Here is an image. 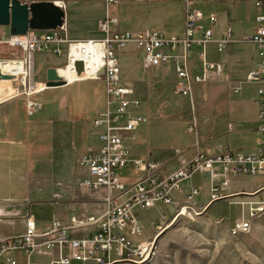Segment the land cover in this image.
<instances>
[{
  "label": "built area",
  "instance_id": "2783aa9c",
  "mask_svg": "<svg viewBox=\"0 0 264 264\" xmlns=\"http://www.w3.org/2000/svg\"><path fill=\"white\" fill-rule=\"evenodd\" d=\"M75 0L53 1L65 11L67 4ZM104 3L105 14L97 22L100 38L73 39L68 35L66 22L53 30H29L22 36L4 38L0 44L22 53L21 60L26 73L17 76L24 86L16 94L41 92L45 83L34 82L32 60L36 53L51 51L61 54V46L66 47V64L79 75L78 80H101L104 84V105L91 120V128L98 131L99 146L83 155L79 164L87 169V175L79 182V187L104 189L103 202L106 209L97 218L70 220L64 224L53 220L46 229H38L33 218L24 217L25 230L22 234L0 240V264L4 259L8 264H16L14 254L22 252L27 264H138L148 260L152 254L153 237L142 240L143 232L135 208H151L155 204H175L171 193L181 190L180 183L191 179L194 172H207L215 182L212 184L211 199L222 196L230 175L261 174L264 179V0L256 2L259 12L255 17V27L244 38L255 48L257 57L254 67L244 78L231 83L225 63L210 58V47L218 54H225L234 42L231 28H227L221 38L213 37L216 13H206L198 7L201 0H178L183 5V27L181 33L166 34L158 28L129 30L120 27L118 12L115 10L124 2L136 0H100ZM164 2L167 0H146ZM215 0H205L213 2ZM133 47L141 52V64L146 71L171 65L174 73L172 93L175 96L191 97L196 85L222 80L229 84L231 93H240L244 86L253 87L256 93L257 131L261 137L254 151L232 153L222 150L208 155L197 152L184 166L166 177L157 175L158 165L136 157L128 145V140L138 137L142 125H148V116L141 111L142 101L134 95V89L121 82L119 52ZM194 48V49H192ZM81 62L78 72L75 63ZM94 65V69L88 65ZM103 69V74L98 72ZM29 75L28 89L25 87ZM63 79V78H62ZM64 80V79H63ZM66 84H68L66 82ZM41 85V86H40ZM41 108L39 102L27 100L28 115ZM195 122L187 131L193 132ZM139 169L142 175L132 183H125L120 170ZM264 189V182L261 186ZM197 188L192 186L187 197L188 205L179 206L175 215L183 207L192 209ZM247 213L236 219L230 232L237 235L247 231L251 222L264 213V201H248ZM215 222H223L222 219ZM82 226H91L87 233L77 236ZM163 228L157 226L156 234ZM34 257H44L45 261H35Z\"/></svg>",
  "mask_w": 264,
  "mask_h": 264
},
{
  "label": "crops",
  "instance_id": "0c3cea01",
  "mask_svg": "<svg viewBox=\"0 0 264 264\" xmlns=\"http://www.w3.org/2000/svg\"><path fill=\"white\" fill-rule=\"evenodd\" d=\"M26 1L31 2L38 0ZM47 1L53 2L56 0ZM171 1L179 2L178 0H167L164 2L151 3L164 4ZM145 2L147 1L136 0L132 2H124L115 8V10L120 16L121 6L123 7L129 4H141ZM215 2H217V0L213 2H205V0H201L200 3L209 4ZM256 2L257 1H255V7L257 8L258 13L259 8L256 6ZM200 3L198 4V7H200ZM243 3L244 2L241 0L230 2L228 4L229 9L227 10V18L225 20L222 19L219 22L218 15L216 14L217 20L213 26V37L215 39L221 38L225 30L229 27L232 30V38L234 42L230 44L229 50L225 54L216 53L213 46L210 47L209 52L211 59L219 60L225 63L226 72L230 77L231 83L242 80L246 72L254 67L257 61L254 46L250 42L244 40V38H246V36L252 32L253 28L248 30L247 33L244 32L242 27L239 25L241 22V15L238 13H240L241 4ZM231 10H233L234 15L230 14ZM133 13L134 12L130 14L133 15ZM230 23L235 26L231 27ZM182 27L183 16L180 31L170 33H181ZM151 28H158V26ZM151 28L139 27L135 30ZM165 33L170 34L169 32ZM0 35L4 38L10 37L8 28L0 27ZM243 44H249V55L246 54L245 48L242 47ZM128 48L135 49L131 46ZM121 52L122 51L119 52L121 75L122 72H124V74L121 76V82L122 84L130 86L134 89V95L142 101V107L145 109V111H143L141 107V111H143L148 116V118L150 111H152L154 114H158L159 111L167 112L168 107L163 105V102L159 101V99L163 98L166 89L165 87L161 86L159 88L155 87V81H166L169 88V96H175L172 93L174 86V73L172 66L166 65L162 68H153L152 70L146 71L142 68L140 56V62L135 65V68L125 72L124 65L126 64L127 57L125 54L122 55ZM65 64L62 66L46 64L43 69L45 71L48 67H54L57 69L65 66ZM20 65L21 64L17 61H3V64L0 66V74L18 70L20 69ZM140 67L143 69L144 78H141V76L137 77L140 75L138 74V69H140ZM33 73L34 64L32 60V74ZM166 73H169L168 77L164 76ZM2 79H5L11 86L9 90L0 94V240L22 234L25 230L24 217L26 215H29L31 218H33L37 228L41 230L46 229L53 220H59L64 224H69L70 220L72 219L84 221L89 217L97 218L101 216L106 209V204L103 202L105 190L87 189L79 187L78 185L79 182L87 175V169L79 164L80 158L83 155L97 149L99 146L98 131L91 128V120L89 121L88 125L83 119L72 123L70 122V126H64L65 130L70 131V133L66 134L61 133V127L58 125L60 130H58V128L57 131H59L60 134L57 135L56 128H53V126H48L42 129L40 125L31 122L27 123L25 122L24 117L32 116L33 114L28 115L26 113V101L33 100L35 102H39L36 99L37 96L52 87H47L41 92L28 96L25 94H16L19 88L15 79V81L13 79L9 80L5 76H2L0 81ZM78 81L65 84V86L72 85ZM34 82L45 83V73L44 81ZM222 84L225 85V93L217 94V90L220 88V85L222 86ZM195 95H198V98L201 99H203L205 95L211 96V101L209 104L206 106L202 105L204 108L203 112H205L201 113L202 118H196L195 116L193 102V100L197 98ZM176 97L181 98L180 109H176L174 114H185L184 101H187V99L191 105L193 119L186 126L185 132L187 134H195V140L193 142H191L187 147L181 146L180 149L175 148L173 156H166V158L162 161L158 159V157L153 156V153H155L158 148H152L151 146H148V142V145H146L144 148L143 146H139L135 142L128 140V145L131 149V152L136 157L146 159L158 165V176L166 177L171 172L184 166L196 155L197 152L214 155L218 154L222 150H228L232 153L244 154L252 152L256 148L257 142L261 135L257 131L258 107L256 104L257 96L253 87L246 86L242 88L240 93H231L228 83L222 80H211L209 83L196 85L193 89L191 97ZM143 100H145V106H143ZM103 102L104 93L102 96V103L94 112L92 119L99 111L102 110V105H104ZM39 103L41 104V102ZM181 118H183V120H189L187 115L186 117ZM199 119L201 120L200 125L204 126L201 127L202 132L205 134L202 139H199ZM194 122V131L188 132V126ZM56 139L58 140L56 141ZM67 161L74 163V166L77 170L73 187L66 183V178L62 174L64 169L67 167ZM122 170L126 172L124 177L121 176L125 183H132L142 175V171L139 169L125 168ZM196 174H206L208 177L207 183H195L194 176ZM230 176L228 177V185L221 192V197H224L221 199L228 200L229 203L232 204L246 206L244 212L245 215L247 213V205H242L241 203H246L248 201H264L253 198L260 191H264V189L261 188L263 183L255 189H237L235 186V181H230ZM260 176L263 178L261 174ZM182 182L185 183V187L183 188L181 186V190L173 191L171 193L175 204L170 205L176 206V209L179 206L188 205L187 197L190 194L192 186L196 187L198 191L193 198L194 205L192 206L191 210L200 211L201 214L205 215L206 212L211 209L215 201L218 200V198L211 199L212 184L215 182V179H212L209 173H200L196 171L192 174L191 179H184L181 181V183ZM43 183L49 187L44 186ZM60 187H67L70 190H58ZM239 195H248L253 197H246L245 199L239 200L235 199ZM47 198L50 199L47 200ZM63 198H65L67 201L68 209H65L66 206L62 201ZM196 198L197 201H195ZM40 204H50L54 206V211L50 221L41 222V220H39L40 222H38L34 213H32V208ZM170 205L166 206L168 207ZM157 206L158 204H155L151 208H135V211L139 218L145 215L148 221L153 224V220L148 217V211L157 208ZM158 213L159 216H162V221L164 223H157L155 225L154 232L152 235L148 236L147 239L153 238L155 236L157 237L159 234H156L155 232L157 226L162 228L166 222H170V218H172L175 214L174 213L170 218H166L164 211H158ZM219 219H222L224 222V218ZM236 219L238 218H235L233 222ZM90 228L92 227L82 226L77 230L76 235L82 236L83 234L87 233V230ZM19 256H21L20 259ZM14 257L16 259V264H27V258L22 252L15 253ZM45 260L46 259L44 257H34L32 259L33 262ZM1 262L2 264H8L4 259H1Z\"/></svg>",
  "mask_w": 264,
  "mask_h": 264
},
{
  "label": "rangeland",
  "instance_id": "374dc122",
  "mask_svg": "<svg viewBox=\"0 0 264 264\" xmlns=\"http://www.w3.org/2000/svg\"><path fill=\"white\" fill-rule=\"evenodd\" d=\"M232 1L235 0H217L215 3H200L199 6L206 13H216L220 22V20L227 18L228 4ZM241 1L244 3L241 4V10L238 13L241 15L239 25L244 32H247L255 27L254 17L257 13L255 1L258 0ZM128 11L130 13L134 12L133 15ZM120 12V27L123 29L135 30L139 27L151 28L158 26V29L170 33L179 32L182 26L183 5L177 1L164 4L151 2L134 5L129 4L123 7L121 6ZM64 13L70 38L89 39L103 36L97 28L98 20L104 16V3L102 1H72L67 4ZM230 14H233V10H231ZM230 25L231 27L235 26L231 23ZM242 47L245 48L246 54L249 55V44H243ZM61 50L62 53L59 55L49 50L34 55V73L31 74V76L33 75L34 81H44L45 70L43 67L46 64L54 66H62L65 64V45L61 46ZM121 54H125L127 57L126 64L124 63L125 72L127 70H133L135 65L140 62L141 52L137 49L126 48L122 50ZM21 56L22 53L20 51L6 44H0V60H15L21 58ZM80 66L81 64L78 63L77 67L79 68ZM142 68L140 67L138 69V74L140 75L137 77L141 76V78H144V68ZM123 74L124 72H122ZM4 76L9 80H16L14 76ZM164 76L168 77L169 73H166ZM30 79L28 75L25 83L26 89H28ZM16 83L19 90H23L24 86L19 78L16 80ZM10 86L5 79H2L0 81V94L9 90ZM160 86L165 87L166 92L159 101L168 107V111H159L158 114L150 111L148 126L142 125L139 128L138 137L133 142L144 148L148 145V142V146L158 148L153 153V156L163 161L166 156H173L175 148L180 149L181 146L187 147L193 142L195 140V134H187L185 132L186 126L193 119L189 100L184 101V115L174 114L176 109H180L181 98L169 96V88L166 81H155V87L159 88ZM103 93V83L100 80H83L68 86L63 85L49 88L36 98L41 102V109L32 116L24 117V120L27 123L31 122L40 125L42 129L53 126V128H56V135L60 134L57 131L59 128L58 125L61 127V130L60 128L58 129L61 133H70L69 130H65L64 126H70L72 122L79 121L80 119H83L88 125L94 116V112L102 103ZM195 96L197 97L193 100L195 116L196 118H202L198 111L202 107L200 102L203 99L198 98V95ZM144 101L143 106H145ZM142 110L145 111L143 107ZM186 115L189 120H183L181 118L186 117ZM200 122L201 120L199 119V139H202L205 134L201 130V127L204 126H201ZM119 173L124 177L126 172L120 170ZM62 174L66 178V183L73 187L77 174L74 163L67 161V167ZM194 181L195 183L206 184L208 177L206 174H196ZM230 181H235L237 189L247 190L260 186L263 183V178L260 174L238 175L230 176ZM44 186L49 187L46 184ZM180 186L184 188L185 183L182 182ZM58 190L69 191L70 189L60 187ZM246 197L250 198L253 196L239 195L235 199H245ZM253 198L264 200V191H260ZM49 199L47 198V200ZM62 201L66 206L65 209H68L66 199L63 198ZM195 201H197V198ZM175 209L176 206L174 205L167 207L165 204L159 203L157 208L148 211V217L153 220V224L148 221L145 215L141 216L139 220L143 232L139 238L142 240L147 239L154 232L157 223H164L158 211H164L165 217L170 218L175 213ZM245 209L246 206L232 204L228 200L218 199L205 215L201 214L200 211H193L191 209H187L186 213L180 216L179 214H174L170 218V222H166L162 227L165 230H161L157 237L153 239V249L150 258L138 264H264V213L251 222L250 228L247 231L237 235H233L230 232L233 220L240 218L244 214ZM53 211L54 206L50 204H40L32 208V213H34L38 222H40L39 220L41 222L50 221ZM219 218H224V222H215ZM20 258L21 256H19Z\"/></svg>",
  "mask_w": 264,
  "mask_h": 264
},
{
  "label": "water",
  "instance_id": "95a60500",
  "mask_svg": "<svg viewBox=\"0 0 264 264\" xmlns=\"http://www.w3.org/2000/svg\"><path fill=\"white\" fill-rule=\"evenodd\" d=\"M64 19V11L52 1L0 0V27H7L10 36H22L29 30H53L61 26ZM78 63L81 64V62H76L75 66L79 72L82 65L78 68ZM102 74L103 69L98 72V75ZM65 84L66 81L58 74L56 68L48 67L46 69V87H57ZM221 198L224 197L218 199Z\"/></svg>",
  "mask_w": 264,
  "mask_h": 264
},
{
  "label": "bare ground",
  "instance_id": "6f19581e",
  "mask_svg": "<svg viewBox=\"0 0 264 264\" xmlns=\"http://www.w3.org/2000/svg\"><path fill=\"white\" fill-rule=\"evenodd\" d=\"M3 61H8L7 59H1L0 60V66L3 64ZM9 61H17L19 62L21 65H20V69L18 70H14L12 72H8V73H2L0 74V77L6 75V76H14L16 77V80H17V76L20 75V74H24L26 73V67H25V64L24 62H22L21 60H9ZM89 67H92L94 69V65L91 66V64L88 65ZM57 72L58 74L67 82V83H71L75 80H77L79 78V75H77L71 66H63L61 68H57ZM41 86V85H40ZM187 211V207H183L181 209V211L179 212V216L180 215H183L185 214Z\"/></svg>",
  "mask_w": 264,
  "mask_h": 264
},
{
  "label": "trees",
  "instance_id": "16d2710c",
  "mask_svg": "<svg viewBox=\"0 0 264 264\" xmlns=\"http://www.w3.org/2000/svg\"><path fill=\"white\" fill-rule=\"evenodd\" d=\"M225 90H226L225 85L222 84V86L220 85V88H218L217 94H224L225 93ZM210 101H211V96L205 95V97L203 98V100L200 103H201V105L206 106V105L209 104ZM203 110H204V108L203 107H200V110L198 111V113L199 114L205 113V112H203Z\"/></svg>",
  "mask_w": 264,
  "mask_h": 264
}]
</instances>
